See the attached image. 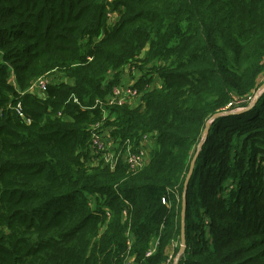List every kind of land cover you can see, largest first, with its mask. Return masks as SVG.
Returning a JSON list of instances; mask_svg holds the SVG:
<instances>
[{
    "label": "trees",
    "instance_id": "16d2710c",
    "mask_svg": "<svg viewBox=\"0 0 264 264\" xmlns=\"http://www.w3.org/2000/svg\"><path fill=\"white\" fill-rule=\"evenodd\" d=\"M124 75L141 103L100 106ZM263 79L264 0H0V264H172L205 122ZM96 123L119 153L151 136L147 164L86 165ZM185 197L176 264H264V89L211 122Z\"/></svg>",
    "mask_w": 264,
    "mask_h": 264
},
{
    "label": "built area",
    "instance_id": "2783aa9c",
    "mask_svg": "<svg viewBox=\"0 0 264 264\" xmlns=\"http://www.w3.org/2000/svg\"><path fill=\"white\" fill-rule=\"evenodd\" d=\"M111 11L107 12L106 15H109ZM114 22V21H113ZM108 23V24H112ZM156 79V77H155ZM9 81L14 82L13 72L10 71ZM51 82L50 78L47 75H42L38 77L28 88V91L37 94L38 96L44 97L47 84ZM260 87V86H259ZM259 88L254 91L252 94L243 97L233 98L224 109H231L232 106H238L244 103L252 102ZM140 92L134 87V81H123L122 84L112 87L111 92L105 97V101L99 103L100 106L106 105H123L129 104L131 106L138 105L141 103ZM76 101V99H74ZM239 108V107H238ZM13 110L20 116L27 124L31 122V117L27 116L22 109L21 103L17 101L13 105ZM60 114V112L58 113ZM105 117V111L102 109V118ZM104 133L100 130V124L96 123L93 126L91 131L90 138L88 141V148L90 149V157L93 159L96 164L101 162L103 165H108L110 168H113L118 160H122L129 168L130 171L136 172L144 167L149 161L150 149L152 143V137L143 135L139 144L134 148V145L131 142H127L126 148L119 153L114 147L113 139L110 136L109 142L107 143L104 139ZM150 144V145H149ZM150 146V149L148 147ZM91 164V165H96ZM165 200L162 199V202ZM109 216V211H106ZM125 214V211H123ZM129 244V241L127 242ZM156 246V241L150 244V248L146 251V256H149L153 253ZM130 261L127 262L129 264Z\"/></svg>",
    "mask_w": 264,
    "mask_h": 264
},
{
    "label": "water",
    "instance_id": "95a60500",
    "mask_svg": "<svg viewBox=\"0 0 264 264\" xmlns=\"http://www.w3.org/2000/svg\"><path fill=\"white\" fill-rule=\"evenodd\" d=\"M259 88H262V89L264 88V82L260 85ZM259 94L260 93H257L255 99L252 102H250L249 104H247L246 106L239 107L238 109H234V110H224V111H221V112H215L205 122V128L203 130V135H202V141L199 142V144L197 145L196 152L193 155L192 159L190 160L189 169H188L187 175H186L184 183H183V192H182L181 209H180V248H179V252L177 254V260H178L179 255L183 252V250L185 248V210H186L185 190L187 188L188 179H189V177H190V175H191V173L193 171L194 162H195V159L197 157L198 151L200 150L204 139L207 137V134H208V131H209V126H210L211 122L215 118H217V117H219L221 115L236 114V113H241V112H243L245 110H248L249 108H251L255 104L257 98L259 97ZM177 260L175 262H173V264H176Z\"/></svg>",
    "mask_w": 264,
    "mask_h": 264
},
{
    "label": "rangeland",
    "instance_id": "374dc122",
    "mask_svg": "<svg viewBox=\"0 0 264 264\" xmlns=\"http://www.w3.org/2000/svg\"><path fill=\"white\" fill-rule=\"evenodd\" d=\"M119 17V14L117 13V11H114V12H110V14L109 15H106V23H111V22H113V21H115L117 18ZM9 68H8V71H9V76H10V71H12L13 72V75H14V71H13V69L11 68V66H8ZM43 75H47L49 78H50V80H52L53 79V77L55 76V74L54 73H47V74H43ZM9 76H8V82H10L9 81ZM42 76V75H41ZM40 77V76H39ZM124 78H125V81H127V80H129L130 78L129 77H127L126 75H124L123 76ZM37 79V78H36ZM35 79V80H36ZM34 80V81H35ZM264 80V79H263ZM33 81V82H34ZM32 82V83H33ZM264 82V81H263ZM11 84H13L15 87H16V85H15V75H14V82H10ZM31 83V84H32ZM30 84V85H31ZM29 85V86H30ZM29 86H28V88H29ZM28 88H26V90H22V91H20V90H18L17 88V90H18V92L20 93V94H23V93H25V92H30V91H28ZM264 89V88H263ZM263 89L262 88H259V90L257 91L258 93H262V91H263ZM32 93V92H31ZM259 94V95H260ZM22 106V105H21ZM23 109V108H22ZM234 109H238V107L236 106L235 108H233V109H230V110H234ZM15 112V111H14ZM24 112V111H23ZM16 113V112H15ZM26 114V113H25ZM16 115H17V113H16ZM27 115V114H26ZM18 116V115H17ZM28 116V115H27ZM23 122H25L20 116H18ZM30 117V116H29ZM26 123V122H25ZM27 124V123H26ZM104 139H105V141L108 143L109 142V138L105 135L104 136ZM150 145V144H149ZM148 145V147H149V149H150V146ZM84 159V162H85V164L86 165H90V164H96V162L93 160V159H91V157H90V149L88 148V155L86 156V157H84L83 158ZM105 212H106V210H105ZM110 214V213H109ZM106 215H107V212H106ZM107 217H108V215H107ZM130 239V238H129ZM179 246V248H180V242L178 243V240L176 241V240H173L172 241V244H170V246H168V252H169V259L171 258V259H173V262H175L176 260H177V254H178V252H179V250H178V252H177V254L176 255H174L173 254V250H174V248H175V246ZM179 258V257H178ZM129 264H137L136 263V261L134 260V261H132L131 259H129ZM173 264V263H172Z\"/></svg>",
    "mask_w": 264,
    "mask_h": 264
},
{
    "label": "crops",
    "instance_id": "0c3cea01",
    "mask_svg": "<svg viewBox=\"0 0 264 264\" xmlns=\"http://www.w3.org/2000/svg\"><path fill=\"white\" fill-rule=\"evenodd\" d=\"M125 80V78L123 77V81ZM128 81V80H127Z\"/></svg>",
    "mask_w": 264,
    "mask_h": 264
}]
</instances>
